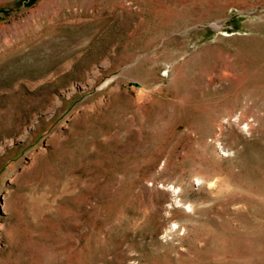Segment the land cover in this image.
Masks as SVG:
<instances>
[{
	"label": "rangeland",
	"instance_id": "374dc122",
	"mask_svg": "<svg viewBox=\"0 0 264 264\" xmlns=\"http://www.w3.org/2000/svg\"><path fill=\"white\" fill-rule=\"evenodd\" d=\"M0 264H264V0H0Z\"/></svg>",
	"mask_w": 264,
	"mask_h": 264
}]
</instances>
